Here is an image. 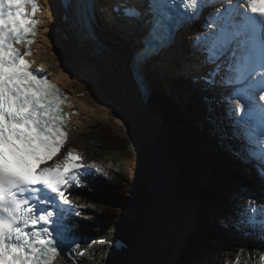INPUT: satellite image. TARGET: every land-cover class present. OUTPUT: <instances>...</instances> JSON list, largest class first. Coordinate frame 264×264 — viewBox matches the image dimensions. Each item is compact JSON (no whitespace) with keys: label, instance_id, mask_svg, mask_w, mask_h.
Instances as JSON below:
<instances>
[{"label":"snow or ice","instance_id":"6c2138e0","mask_svg":"<svg viewBox=\"0 0 264 264\" xmlns=\"http://www.w3.org/2000/svg\"><path fill=\"white\" fill-rule=\"evenodd\" d=\"M144 3L143 9L126 2L123 5V15L142 24L132 53L133 68L141 77L150 62H156L161 73L168 72L166 54L176 43L183 19L177 8L183 0ZM77 5L78 22L91 37L93 0H77ZM250 6L253 13L264 15V0H251ZM38 7L37 0H0V264H53L67 239L65 215L69 211L78 215L65 192L82 187L83 176L91 171L72 150L53 166L39 167L59 153L69 134L65 131L68 118L61 108L66 97L46 75H38L26 59L32 54ZM106 22L112 23L107 18ZM17 45L27 50L22 52ZM191 48L190 55L197 60L192 67H209L206 74L193 77L194 82L202 80L212 86L221 71H233L235 62L234 74L219 81L220 87L234 88L231 96L221 97V102L236 98L235 105L226 110L232 120L229 138L241 146L233 150V155L244 163H253L264 178V146L259 151L254 149L257 135L264 139V79L257 81L253 76L257 64L264 68V41L258 42L244 23L231 28L225 24L210 36H198ZM205 99L211 103L208 97ZM101 171L95 168L96 173ZM234 226L258 227L264 238V220L257 221L255 216H241Z\"/></svg>","mask_w":264,"mask_h":264},{"label":"bare ground","instance_id":"6f19581e","mask_svg":"<svg viewBox=\"0 0 264 264\" xmlns=\"http://www.w3.org/2000/svg\"><path fill=\"white\" fill-rule=\"evenodd\" d=\"M45 2L52 4L54 9L52 14L51 11L47 14L46 19L51 17L57 19L56 4L51 3L50 0H45ZM96 3L98 0H94V9ZM103 7H110L108 0L103 1ZM100 9L96 11V14L104 20L106 32L104 29L95 27V37L75 34L71 30L70 42L65 43L63 39L58 38L59 44L56 45L61 47L62 52H77L75 63L67 65L59 58L54 43L58 35H53L51 32V22H46L42 27L37 42L38 52L35 54L37 63L44 66L50 72L51 77L57 78L74 102L82 108V114L76 116L75 124L78 128L72 130V138L81 135L86 122L90 120L91 113L100 111L123 125H126L127 119L130 120L131 122L126 128L129 129L134 138L143 142L141 152L143 153L146 171L138 181V188L135 187V192L140 197V205L131 210L130 216L127 217L129 228L126 232H122V237L126 239L128 244L127 249L124 250L125 245H122L119 239L115 240L113 244H101V242L95 241L92 247H89V255L93 257L91 258L92 261L89 259V255H85L80 264H100L101 262H105V264H175L177 251L173 247L178 236L176 229L178 228L181 233L187 232L188 225H193L192 216L195 215L196 207L199 205L193 196L196 190H192V188L187 190L183 187L182 175L187 168V161L189 162V153L184 158L183 149H179L175 145L177 138H181L177 125L171 120L172 116L163 108L162 103L154 93L156 91L153 90V87L159 89L158 77L155 74V71L160 74L157 63L150 62L144 69L145 78L151 86L149 97L141 95L140 88L133 77L131 71L132 53L136 48L135 39L139 32L135 29L131 31L124 28L127 30V34L126 31L123 32L116 26H111L110 23L106 22V18L113 22L112 15L101 12ZM119 34H123L124 40L117 37ZM177 45L186 47V39H177L171 55L175 54ZM166 59L169 65L176 61L173 56H167ZM179 59L182 64L177 67L181 69L187 67L189 71L192 68L191 61L197 62L192 56L178 58V61ZM53 66H56V71ZM188 69L185 71L187 72ZM162 74L172 75V72L169 69L168 72ZM192 75L196 76L199 73L192 70ZM187 76L190 75L187 74ZM190 81L191 86L195 85L198 88L203 86L201 82L194 84L193 79ZM164 91L168 93L165 89ZM176 91L178 94L179 89L174 86V92ZM208 105L209 103L204 109L208 113L209 119L214 123H222L223 129L220 133L225 132L228 129V118L224 111L221 108ZM210 108L211 110H209ZM185 113L191 123L192 120L195 123H198L199 120V123L195 125L196 127L192 124L194 130L199 134L200 141L204 137L205 142L203 144L205 145L207 139L203 132L206 130V122L208 121H204L194 111L185 110ZM171 127L177 129L174 134ZM216 134L212 128L210 136H216ZM230 144V149H240L238 144ZM204 151L206 154V149L201 152ZM244 155L242 153V156ZM207 159V155L203 156V163L197 162L196 168L208 172V174L201 175V177L208 179L213 176L211 162ZM234 159L241 162L237 157ZM193 161L195 162V160ZM242 166L244 167H242L244 169L243 174L251 177L253 182L252 184L246 183V178L239 175L238 172H227V177L234 178L232 183L235 186V193H237L235 197L240 200L241 198L252 200L258 199L260 195L264 196L263 193L257 191L258 186L264 188V179L256 176V180H254V173L247 170V167L255 169L253 163L242 162ZM254 183H256L255 186H253ZM257 183L260 184L257 185ZM241 185H243V189H241ZM190 194L192 196L189 199ZM187 201H191V204L186 210ZM214 206L216 209L217 205L214 204ZM180 241L181 238L178 242ZM252 247L250 242L248 248L251 249ZM166 253H168L167 259ZM55 264L70 263L62 261Z\"/></svg>","mask_w":264,"mask_h":264},{"label":"rangeland","instance_id":"374dc122","mask_svg":"<svg viewBox=\"0 0 264 264\" xmlns=\"http://www.w3.org/2000/svg\"><path fill=\"white\" fill-rule=\"evenodd\" d=\"M104 31L106 32L105 29ZM112 36L114 35L112 34ZM58 38L59 36L56 37L54 43H55V49L58 53L59 58L67 65L75 63L77 61V57H76L77 52L76 53L75 52H69V53L62 52L61 47L60 46L57 47L56 45V44H59ZM172 64L173 65H171L169 68L172 72V75L162 74L161 72L160 74H158L155 71V74L158 77L159 89L156 87H153V90L156 91L154 93L157 95L156 97L162 103L161 105L163 106V108L168 113H170V115L172 116L171 120H173L175 124L177 125V129L179 131V135L181 136V138L179 137L177 138L175 145H177L179 149H181L185 145L183 137L185 138L187 137L188 139L190 138V130L193 133H195L197 138L199 134L196 131L194 132V130L191 129L190 124L184 122V120H182V118L180 117L181 113L183 114V111L185 110L191 111V109L183 103L186 95L184 94L185 91L182 89V86H180V82H177L176 84L172 83V79L178 76L179 74L178 69H176V66L178 65L177 61H175V63H172ZM53 68L56 71V66H53ZM176 78L179 79L178 77ZM164 82L168 83V85L164 86ZM174 86H176L179 89L178 94H177V91L174 92ZM164 89L168 91V93H166ZM178 109L181 112L178 111ZM130 122L131 121L127 119L125 122L126 125H123V124H120L119 121L114 120L111 117L105 116L100 111L91 113L90 120L85 124L84 131L81 133L80 136L76 137L73 140L74 144L82 147L86 151L89 158H95L101 155V158L106 160L107 165L112 168L111 174L107 178L101 180L100 185L96 187L94 191H91L90 194L86 196H82L84 199L87 200V202H90L89 209L87 210L88 218H87V221L85 222L86 224L84 225L87 226V228L91 231V233L99 232L101 235L108 237V240H109L108 244H111L112 242L114 243L115 240L118 239L117 237L122 236L123 234L121 232L122 227L127 226V228H129L128 223H127V217L129 216L131 210H133L135 207L140 205V197L135 192V187L138 188V181L141 179L142 175L145 173L146 170L144 166L145 163L143 160V153L141 152L142 141H139L137 138H134L132 136V133L129 131V129L126 128L128 127V124ZM192 123L195 126L199 123V120H198V123H195L194 120H192ZM100 124L112 126L118 136L126 139L128 148L132 150V152L135 154L132 162L124 159L117 150L115 151V150L108 149V151L104 153V151L101 150L102 146L97 142V140H88V137H89L88 129L94 126L99 128ZM169 125L171 126V124ZM209 126L210 124L207 123L206 127H209ZM177 129L172 128L173 134L174 132L177 131ZM198 140H199L198 150L200 149L201 157L199 160L200 162L197 161L196 159H195V162L203 163L202 157L207 155L209 159L212 153V148L209 149L206 147L207 145L203 144L205 142L204 137L202 138L201 141L199 138ZM205 149L207 150L206 154H205V151L201 152L202 150H205ZM182 153L184 155V158H186V155L184 154L183 151ZM191 155L193 154H188L189 161L193 160ZM111 158L113 160H111ZM114 160L117 162H115ZM207 169L209 170L208 167ZM227 172H231V171H226V169L225 171L220 172V173H217L216 171L212 173L213 177H209L208 179L206 178L207 183H208V188L213 191L214 193L213 195L216 199V200H213V196H211V198L209 197V200H208L209 203L204 205L207 209L208 208L210 209V211L207 212L206 214V219L209 223L213 224L214 227L218 229L220 227L219 225H220L221 220H220L219 214L215 210L214 204L212 203H214L215 201L217 207L224 206L226 209L227 205L230 203V200H231V203L233 202V204L231 205H234V199H235L233 197V193L235 192L234 190L235 186L232 183L234 178L227 177L226 176ZM205 174H208V172H205ZM244 178H246V180L251 183V180L249 178L245 176ZM199 187L201 190L203 185ZM242 187L243 185H241V189ZM122 190H128L130 201L125 202L127 206L120 204L121 197H123V195H121ZM200 190H198L197 192L195 191V194H193L198 204H199V201L200 203L201 201H205V198H202L199 193ZM123 200H124V197H123ZM224 204H226V206ZM199 206H202V204H199ZM208 219H211V220H208ZM194 233H197V232H194ZM175 246L178 249L183 247L182 245L178 244L177 241H176ZM127 247H128V244L125 245L124 250H126ZM223 247H224V251L223 253H221L222 255H225L226 252H231L232 250H234V249H225L226 247L224 245ZM167 254L168 253H166L165 255L166 259L168 258ZM209 255L211 256L212 259L213 257L216 256L215 247L209 250ZM91 258L93 257H90L89 255V259L92 261ZM195 260L196 259L194 258V262ZM100 264H105V262H101ZM202 264L204 263L202 262Z\"/></svg>","mask_w":264,"mask_h":264},{"label":"trees","instance_id":"16d2710c","mask_svg":"<svg viewBox=\"0 0 264 264\" xmlns=\"http://www.w3.org/2000/svg\"><path fill=\"white\" fill-rule=\"evenodd\" d=\"M93 132L97 133L93 137L99 139L101 144L106 147L107 151L108 149L115 151L117 150L124 159L129 160L131 162L133 161L135 154L132 152V150L128 148L126 139L118 136L112 126L100 124L99 128L94 127ZM121 193V195H123L124 197L125 202L130 201L128 190H122ZM203 193L204 197H206V195H210L213 196L215 200V197L213 195L214 193L212 190H206ZM123 197H121V201L123 200ZM125 202L122 201V204ZM221 207L216 208L219 214L223 211V208ZM188 243L190 245V248L185 249L181 252L177 264H191L194 258L199 259L201 257L200 251L203 248L202 245L205 244V241L202 236L193 235L191 236Z\"/></svg>","mask_w":264,"mask_h":264},{"label":"water","instance_id":"95a60500","mask_svg":"<svg viewBox=\"0 0 264 264\" xmlns=\"http://www.w3.org/2000/svg\"><path fill=\"white\" fill-rule=\"evenodd\" d=\"M184 138V143L185 145L181 148L183 149V152L184 154L186 155L187 153L189 154H192V151L190 150L189 148V139L186 137H183ZM186 146V147H185ZM192 156V159L195 160V156L194 155H191ZM196 158H197V155H196ZM200 158V157H199ZM193 160H190L189 162L187 161L186 163V170L184 171L183 175H182V181H191L192 183L195 184L196 182V173H195V170L194 168L192 167L193 164L195 163ZM213 161H214V165L215 167L220 171V172H223V168L224 169H227L229 171L232 170V167L229 166V165H223V163L220 161V159L217 157V156H214L213 157ZM226 170V171H227Z\"/></svg>","mask_w":264,"mask_h":264}]
</instances>
